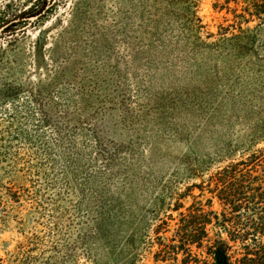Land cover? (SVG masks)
Listing matches in <instances>:
<instances>
[{"label":"rangeland","instance_id":"1","mask_svg":"<svg viewBox=\"0 0 264 264\" xmlns=\"http://www.w3.org/2000/svg\"><path fill=\"white\" fill-rule=\"evenodd\" d=\"M224 1L57 0L0 37L1 264H149L186 186L253 160L264 15Z\"/></svg>","mask_w":264,"mask_h":264},{"label":"trees","instance_id":"2","mask_svg":"<svg viewBox=\"0 0 264 264\" xmlns=\"http://www.w3.org/2000/svg\"><path fill=\"white\" fill-rule=\"evenodd\" d=\"M56 1L34 0L18 16L1 19L0 37L14 35L21 23L27 26L42 20ZM168 1L189 7L197 2ZM230 1L240 4V13L235 9L233 18L239 16L248 22L264 15V0H225L226 10H230ZM8 95L0 94V98L8 99ZM249 157L253 160H230L199 182L186 186L185 192L173 201L171 210L178 212V219L171 236L159 235L164 231V221L153 229L156 248L149 264H264V160H254L264 159V147ZM194 189L197 194H193ZM205 193L209 197L201 198ZM186 196L192 201L180 210V199ZM214 202L217 208L213 207ZM169 218L172 219L171 214Z\"/></svg>","mask_w":264,"mask_h":264}]
</instances>
